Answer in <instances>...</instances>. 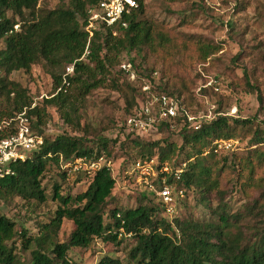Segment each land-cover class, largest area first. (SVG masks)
<instances>
[{"label": "trees", "instance_id": "1", "mask_svg": "<svg viewBox=\"0 0 264 264\" xmlns=\"http://www.w3.org/2000/svg\"><path fill=\"white\" fill-rule=\"evenodd\" d=\"M40 1L0 0V44H3L0 99H4L0 121L26 111L32 131L43 139L38 150L30 153L24 162L11 164V174L0 178V199L17 197L26 203L42 205L48 199L42 182L51 168L57 169L64 183L69 181L60 170L61 159L71 162L78 158L90 161L102 158L111 162V148L117 140L105 137L87 140L67 135L51 139L43 133L47 108L57 109L63 122L71 125L75 102L84 101L106 84L122 94L125 105L120 129L126 137L119 144L120 149L131 155L132 165L153 159L160 167L183 155L181 163L174 166L175 169L184 166L180 180L169 179L168 184L183 191L184 199H177L172 219L165 215L159 201L146 196L141 197L143 202L135 209L121 211L115 207L107 211L114 200L116 183L111 172L102 168L92 176L77 174L86 180L85 191L72 197L70 193L62 195L61 187L53 185L51 200L58 205L48 223L40 224L36 238L27 237L26 230H18L14 222L0 213V264H21L18 243L26 251L31 244L36 246L27 264H69L68 253L72 249H89L98 240L116 248L127 240H131V245L124 259L104 256L95 264H264V178H257L258 172L264 171V132L256 129L249 139L247 156L237 158L235 152L217 150L214 142L237 138L236 130L252 128L253 120L220 116L194 130L185 120L177 118L173 130L166 124L156 126L145 135L129 130L125 121L136 110L138 88L126 80L120 71L121 64L131 63L139 79L158 74L160 89L174 94L160 71L136 65L132 59L122 61L123 54L141 55L145 51L155 54L167 50L171 44L157 23L142 19L146 0H135L138 7L123 18L125 27L102 26L94 31L89 42L84 31L88 11L100 0H62L43 15L38 8ZM191 44L201 61L221 51L220 46L200 40ZM86 48L88 53L81 60ZM72 64L69 85L61 87L65 68ZM35 65H41L52 79V93L40 106L32 108L33 99L27 90L9 81V77L20 71L29 74ZM246 88L247 94L257 93L247 81ZM178 97L183 107L194 115L181 93ZM174 133L182 140L180 147L168 138L160 139ZM120 169L126 171V167L120 166ZM227 171L233 174L230 190L222 188ZM247 190L259 195L251 198ZM237 192L248 196L243 199L241 211L234 213L226 202V195ZM193 194L201 196V205L207 211L208 218L203 221L194 220L184 209ZM250 219L254 225L243 228V221ZM64 220L72 222L75 230L62 242L57 237Z\"/></svg>", "mask_w": 264, "mask_h": 264}, {"label": "rangeland", "instance_id": "2", "mask_svg": "<svg viewBox=\"0 0 264 264\" xmlns=\"http://www.w3.org/2000/svg\"><path fill=\"white\" fill-rule=\"evenodd\" d=\"M60 1L62 0H41L38 6L40 14L55 8ZM142 19L157 23L167 33L171 44L167 50L155 54L147 51L141 55L123 54L122 61L132 59L136 65L142 64L146 68L160 71L165 76L169 89L176 95L181 93L195 116H206L202 124L220 116L253 120L252 128L236 130L238 137L231 139L238 144L237 150L233 151L234 156L245 158L249 150L248 142L254 131L258 129L264 132V0H146ZM197 40L218 45L221 51L201 61L196 47L191 44ZM2 47L3 44H0V49ZM9 81L26 89L36 106H40L42 100L49 98L52 93V79L41 65L33 66L29 74L14 72ZM246 81L257 89L256 94L246 93ZM69 93L72 95L73 91L70 90ZM3 100L0 99V109L4 106ZM124 107L122 94L112 91L111 86L106 84L93 91L84 101L75 102L76 112L71 114V125L63 122L57 109L46 110L48 119L43 133L47 138L67 135L87 140H95L97 137L117 140L114 148L109 145L114 170L112 175L116 178V184L113 190L114 200L107 211L115 207L121 211L135 209L142 204L141 197L153 196L136 186L134 178L125 176V172L120 169L121 166L126 167V171L130 170L133 162L131 155L119 147L126 137V133L120 129L125 116ZM167 138L178 147L182 145V140L176 133L168 137L163 135L160 139ZM182 159L183 155L174 158L169 164L170 168L175 170L174 166L181 163ZM79 177L81 179L76 184ZM257 178H264V171L258 172ZM231 180L233 174L227 171L222 188L230 190ZM55 184L61 187L62 195L70 193L72 197L84 192L87 187L83 176H72L64 183L57 174V169L51 168L42 182L48 196L44 204L26 203L17 197L0 199V213L14 222L18 230H26L27 237L36 238L40 224L48 223L57 208L58 204L51 200ZM247 191L251 198L259 195L254 190ZM247 196L239 192L235 195L227 194L226 202L231 212H240L245 203L243 199ZM188 198L185 211L196 221L207 219V211L201 205V196L193 194ZM212 204L215 206V201ZM242 224L243 228H249L254 222L250 219L244 220ZM74 230L72 222L64 220L57 239L66 241ZM130 245L131 240H127L120 248H116L98 240L89 249H72L68 258L72 263L81 264H95L104 256L124 259ZM35 249V244H31L27 251L17 244L21 264L30 261V252Z\"/></svg>", "mask_w": 264, "mask_h": 264}, {"label": "built area", "instance_id": "3", "mask_svg": "<svg viewBox=\"0 0 264 264\" xmlns=\"http://www.w3.org/2000/svg\"><path fill=\"white\" fill-rule=\"evenodd\" d=\"M135 0H100L98 5L88 11V18L84 31L88 34V42L93 37L94 31L100 27L111 28L117 25L125 27L122 22L125 16L137 9ZM115 35V33H113ZM88 53L86 48L84 59ZM79 60V61H81ZM74 64L65 68L62 75L61 87L69 85L68 78L72 75ZM120 71L126 80L138 88L137 106L133 115L126 118L125 126L137 134L145 135L156 126L166 124L171 130L177 118L185 120L189 126L198 130L206 116L190 114L181 104V99L176 94L163 92L160 88L158 74L154 73L148 78H141L136 74L131 63L120 65ZM210 85V84H209ZM61 88L58 90V92ZM56 92V93H58ZM35 105L33 104L32 108ZM43 144V139L31 129V123L26 111L9 120L0 121V178L11 174L9 166L24 162L30 153L38 150ZM217 150L233 152L237 150V142L220 140L214 142ZM182 166L173 170L168 164L158 166L156 160L134 163L130 170L125 171V176L134 178L135 185L153 195L162 204L165 215L172 219L176 214L177 199H184L183 191H177L168 180L179 181L182 175ZM106 168L113 174V165L100 158L90 161L78 158L71 162L60 161V170L66 175L74 177L77 174L92 176L95 172ZM113 176V175H112ZM114 178V177H113ZM116 180V178H114ZM124 179V177H123ZM116 184V183H115ZM151 197V198H152ZM69 264H73L69 262Z\"/></svg>", "mask_w": 264, "mask_h": 264}]
</instances>
